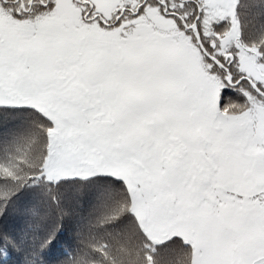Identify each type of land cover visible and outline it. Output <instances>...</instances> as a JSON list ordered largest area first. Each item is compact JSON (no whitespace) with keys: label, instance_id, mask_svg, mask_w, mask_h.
I'll return each instance as SVG.
<instances>
[{"label":"snow or ice","instance_id":"6c2138e0","mask_svg":"<svg viewBox=\"0 0 264 264\" xmlns=\"http://www.w3.org/2000/svg\"><path fill=\"white\" fill-rule=\"evenodd\" d=\"M0 264H264V0H0Z\"/></svg>","mask_w":264,"mask_h":264}]
</instances>
